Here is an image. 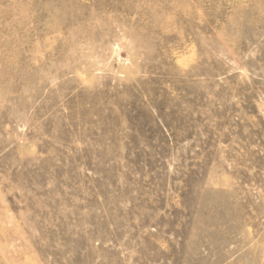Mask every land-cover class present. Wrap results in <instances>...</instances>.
<instances>
[{
	"label": "rangeland",
	"instance_id": "1",
	"mask_svg": "<svg viewBox=\"0 0 264 264\" xmlns=\"http://www.w3.org/2000/svg\"><path fill=\"white\" fill-rule=\"evenodd\" d=\"M0 264H264V0H0Z\"/></svg>",
	"mask_w": 264,
	"mask_h": 264
}]
</instances>
